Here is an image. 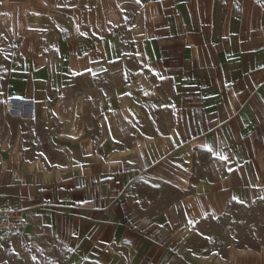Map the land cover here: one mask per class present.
Here are the masks:
<instances>
[{"label":"crops","instance_id":"obj_1","mask_svg":"<svg viewBox=\"0 0 264 264\" xmlns=\"http://www.w3.org/2000/svg\"><path fill=\"white\" fill-rule=\"evenodd\" d=\"M2 6L17 15L8 19L17 33L36 39L20 47L41 72L17 87V107L30 101L23 96L28 83L31 117L36 102L53 97L36 91L41 77L54 79L57 98L64 99L56 115L72 114V98L96 96L75 91L93 84L103 98L129 104L115 110L118 124L108 140L83 142L88 152L116 146L106 159L85 156L90 164L112 166H80L73 176L48 181L47 163L30 158V150L13 156L1 150L0 206L24 208L25 222L0 238V264H106L120 252L149 260L148 249L164 242L165 228L215 222L227 211L229 218L240 212V225L254 226L258 241L264 233V0H0ZM112 82L140 90L120 96L107 85ZM165 239L167 245L179 238ZM166 248L172 264L175 254ZM229 260L264 264L259 250Z\"/></svg>","mask_w":264,"mask_h":264},{"label":"rangeland","instance_id":"obj_2","mask_svg":"<svg viewBox=\"0 0 264 264\" xmlns=\"http://www.w3.org/2000/svg\"><path fill=\"white\" fill-rule=\"evenodd\" d=\"M56 7L58 9H65L64 4H57ZM65 12L66 11L61 10L59 13L58 18L60 21L65 17ZM12 16L14 18L17 17L15 13L7 10L5 6L1 7L0 152L1 150L8 151V154L13 156L15 155V151H20L18 149L30 150L28 153L30 158L34 155V157L37 156V159H42V163H47H45L47 168L44 170L45 173L43 172V174L48 181L53 180L55 177L58 179L59 176H73L76 173L75 171L79 170L80 166L91 165L88 169H99L100 166H104L105 168L108 165L112 166L113 163L111 161L92 162V164H90L91 162H88L89 160H86L87 158L85 156L88 157L89 155V157H91V155L94 154L98 159L101 157L106 159L112 154L113 150L117 148L116 146H90L91 151L88 152V147H85L83 142L97 136L100 138L105 137V140H108L107 134H112V130L116 129L113 128V124H118L115 110L118 105L119 108H125L126 110L129 104L128 99H119L118 102L115 98H103L100 94V88L97 87L99 84H93L89 89L84 87L83 90L81 87L73 86V90L77 87L75 91H80L81 95L92 92L91 95L95 94L96 96H92V98L85 96V99L82 97L72 98L70 102L71 107L69 108L72 114L66 117L56 115L52 113V111L56 108L62 109L64 99L57 98L59 90L56 87L57 83L54 79L49 80L41 77L40 83L36 84V91L39 89L49 90L48 92H50L53 97L42 102L43 106L36 102L35 108L37 115L31 117L29 111L32 106L31 103L34 94H31L32 89H30L32 83H28V93L26 92L23 96L26 95L31 98H29V102L25 103L24 107L19 106L24 105L23 103L18 104V107H22L25 112L18 114L17 101L15 99L17 98L16 96L22 94L17 87L24 85L27 75H29L30 79V75L33 73L40 75L41 72H37L38 70L33 65L32 59L26 56L22 51V47H20V42L22 43L24 39L30 42H34L36 39L31 34L21 35L17 33L16 25H11L8 20L12 18ZM18 16L23 17L24 14L23 16L20 14ZM20 20L22 19L20 18ZM21 22L22 21H20V23ZM60 23L63 25V21L59 22V24ZM74 31L76 32L75 29ZM107 85L113 87L110 90L120 91V96H128L127 93L123 94L122 92H134L135 95H137V92L140 90L139 85L133 89L130 83L112 82ZM107 85L105 84V86ZM5 97H7L6 102ZM41 101L43 100L41 99ZM138 103L139 101H137V105ZM113 108L115 109L113 110ZM47 111L49 114H47ZM96 111L98 115L95 114ZM128 118L127 115L120 116L119 124H123L124 126L127 124ZM130 118L132 120L133 117ZM120 134L122 133L120 132ZM26 139H31V141L33 139H39L41 146L23 147L22 142ZM230 214L231 212L227 211L225 216L217 218L215 222L209 220L205 222L201 221L195 226L187 225L179 228H165L164 230L166 233L163 234L164 242L158 243L157 248L152 245L151 249H148L153 255V258L149 260L143 258V254L140 253H137L135 259H129L127 252H120L116 253L121 256L118 261H116V255H113V257L107 259V262L109 264L112 262L116 264H131V262L132 264H148L149 262H151V264H168L170 256H167L164 252V250L167 249L166 247L175 254L172 264H204L201 259L202 256L208 258L205 262L217 260L216 263L219 264V260H224V258H226L224 261H226V264H229V258L234 257L235 254L251 250H259L264 256V233L260 234L257 241L255 238L256 228L254 226H241L240 224H243V222L239 219L240 212L235 213L236 217H234V214L229 218ZM254 221L253 217L251 222L253 223ZM152 222L154 223L155 220L153 219ZM172 236H177L179 238L178 241L167 243L166 245L165 237H167V242H169ZM137 242L136 240V243ZM123 255L125 257H122ZM92 263L93 259H89L87 262V264Z\"/></svg>","mask_w":264,"mask_h":264},{"label":"built area","instance_id":"obj_3","mask_svg":"<svg viewBox=\"0 0 264 264\" xmlns=\"http://www.w3.org/2000/svg\"><path fill=\"white\" fill-rule=\"evenodd\" d=\"M25 222L24 208H8L0 206V238L19 230Z\"/></svg>","mask_w":264,"mask_h":264}]
</instances>
